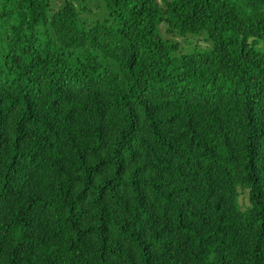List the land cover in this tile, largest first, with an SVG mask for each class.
I'll return each instance as SVG.
<instances>
[{
    "label": "trees",
    "instance_id": "trees-1",
    "mask_svg": "<svg viewBox=\"0 0 264 264\" xmlns=\"http://www.w3.org/2000/svg\"><path fill=\"white\" fill-rule=\"evenodd\" d=\"M0 264H264V0H0Z\"/></svg>",
    "mask_w": 264,
    "mask_h": 264
},
{
    "label": "rangeland",
    "instance_id": "rangeland-1",
    "mask_svg": "<svg viewBox=\"0 0 264 264\" xmlns=\"http://www.w3.org/2000/svg\"><path fill=\"white\" fill-rule=\"evenodd\" d=\"M192 45H193V43L188 45V47H185V48H182V49L185 50V51H187V50L190 51L192 49Z\"/></svg>",
    "mask_w": 264,
    "mask_h": 264
}]
</instances>
